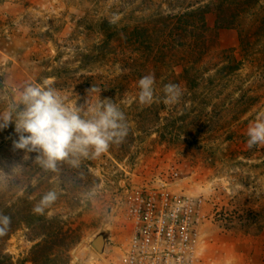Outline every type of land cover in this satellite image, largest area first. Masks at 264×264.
Here are the masks:
<instances>
[{
  "label": "rangeland",
  "instance_id": "obj_1",
  "mask_svg": "<svg viewBox=\"0 0 264 264\" xmlns=\"http://www.w3.org/2000/svg\"><path fill=\"white\" fill-rule=\"evenodd\" d=\"M173 1L0 0V110L26 82L45 80L69 103L94 101L97 93L87 92L101 89L94 59L103 39L95 30L97 20L138 22L152 11L172 9ZM236 37L227 32L218 41L231 47ZM213 66L202 67L204 79L196 89L195 83H180L182 96L172 104L164 91L153 103L140 104L139 79L118 93L101 92L125 112L132 142L83 159L81 164L92 165L91 189L75 203L65 197L62 206L55 201L44 215L34 214L33 206L47 191L60 189V172H45L34 160L36 153L14 150V126L0 130V170L7 174L0 173V213L12 217L11 228L0 236V264H122L130 233L124 221L126 190L164 187L203 201L196 264H264V228L259 230L264 144H247L248 128L264 115V80H256L249 66L231 70L230 64L224 72ZM162 102L174 116V133L165 129L166 122L148 126L143 109H157ZM104 224L111 233L106 254L99 255L88 239Z\"/></svg>",
  "mask_w": 264,
  "mask_h": 264
},
{
  "label": "trees",
  "instance_id": "obj_2",
  "mask_svg": "<svg viewBox=\"0 0 264 264\" xmlns=\"http://www.w3.org/2000/svg\"><path fill=\"white\" fill-rule=\"evenodd\" d=\"M173 2L176 5L172 9L158 10L157 15L152 11L146 19L138 22L131 21V17L116 22L107 17L97 20L95 30L103 39L96 47L94 59L99 68L96 77L101 92L111 88L118 93L117 90H123L131 81L149 73L155 74L159 85L157 98L170 82L179 85L182 82L195 83L196 89L198 82L204 79L202 67L206 63L221 66L223 72L230 64H233L231 70L249 66L250 74L256 76V80H264V0ZM227 32L237 36L236 44L231 47H224L218 41V35ZM113 67H116L115 71L108 74ZM89 81L87 89L92 84ZM165 106L162 102L157 109L149 105L143 110L149 127L166 122L164 127L171 134L175 130L171 126L173 122L170 125L174 116L166 111ZM131 133L120 144L121 150L130 146ZM91 166V163H84L79 168L68 165L60 169L57 206L64 204V197L75 203L80 194L91 189L93 184L88 180L92 177ZM244 218L251 221L256 217ZM248 227L249 224L240 223L241 229L247 230ZM263 228L264 224L259 230Z\"/></svg>",
  "mask_w": 264,
  "mask_h": 264
},
{
  "label": "clouds",
  "instance_id": "obj_3",
  "mask_svg": "<svg viewBox=\"0 0 264 264\" xmlns=\"http://www.w3.org/2000/svg\"><path fill=\"white\" fill-rule=\"evenodd\" d=\"M155 80L154 73L139 79L140 104H151L157 99ZM163 91L169 104L182 96V89L176 83L166 84ZM87 93H97L95 100L87 98L78 104L77 98L69 103L47 80L26 82L15 99L9 97L0 110V130L14 126L17 137L13 141L14 150L36 153L34 160L45 172H59L62 163L79 168L83 159L99 157L112 145L123 143L129 134L126 114L113 99H102L101 90L94 87ZM247 136L249 147L264 144V115L250 125ZM0 173L5 172L0 170ZM57 199L56 191H47L33 206V213L44 215ZM11 225L12 217L0 213V236L6 235Z\"/></svg>",
  "mask_w": 264,
  "mask_h": 264
},
{
  "label": "built area",
  "instance_id": "obj_4",
  "mask_svg": "<svg viewBox=\"0 0 264 264\" xmlns=\"http://www.w3.org/2000/svg\"><path fill=\"white\" fill-rule=\"evenodd\" d=\"M124 202L130 233L122 264H196L205 218L201 198L167 187L133 188L126 190Z\"/></svg>",
  "mask_w": 264,
  "mask_h": 264
},
{
  "label": "water",
  "instance_id": "obj_5",
  "mask_svg": "<svg viewBox=\"0 0 264 264\" xmlns=\"http://www.w3.org/2000/svg\"><path fill=\"white\" fill-rule=\"evenodd\" d=\"M111 227L108 224L102 225L95 233H93L88 242L90 246L99 254L104 255L108 250V242L110 239Z\"/></svg>",
  "mask_w": 264,
  "mask_h": 264
}]
</instances>
